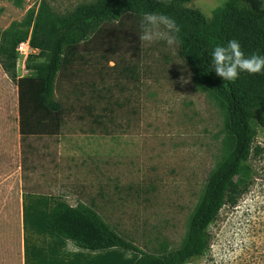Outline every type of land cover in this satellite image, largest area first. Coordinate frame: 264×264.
<instances>
[{
    "label": "rangeland",
    "instance_id": "1",
    "mask_svg": "<svg viewBox=\"0 0 264 264\" xmlns=\"http://www.w3.org/2000/svg\"><path fill=\"white\" fill-rule=\"evenodd\" d=\"M225 1L194 0L186 6L211 19ZM93 2L96 0H0V31L12 22L26 25L33 21L42 3L53 16L63 17ZM130 21L125 27L127 44L141 46L135 22ZM141 48L136 82L111 74L122 80L126 95H116L125 106L122 110L114 107V114L119 115L109 128L113 135L135 136L138 152L108 157L100 165L83 161L77 169L58 160V137L14 140L17 87L0 62V264H132L138 258L113 248L82 253L79 261L70 249L63 250L53 240L21 235L29 227L23 228L20 191L65 196L77 182L92 189L86 198H95L100 187L108 189V199L96 203L98 213L144 252H173L184 244L206 181L226 153L222 144L224 109L211 93L196 85L177 45L157 41ZM58 84V99L74 98L68 83L62 79ZM254 126L257 136L249 158L253 176L248 187L237 204L225 205L210 225L207 253L188 264H264V129ZM63 128L68 134L85 130L74 117ZM60 172L66 175L60 176ZM53 188L60 192H51Z\"/></svg>",
    "mask_w": 264,
    "mask_h": 264
},
{
    "label": "trees",
    "instance_id": "2",
    "mask_svg": "<svg viewBox=\"0 0 264 264\" xmlns=\"http://www.w3.org/2000/svg\"><path fill=\"white\" fill-rule=\"evenodd\" d=\"M192 1L96 0L63 17L53 16L42 3L33 21L12 22L0 31V62L17 87L22 137L57 135L73 117L84 126L82 133L113 135L109 128L119 115L114 114V107L122 110L125 106L116 95L126 93L122 80L111 74L137 81L142 48L127 44L125 27L134 20L139 35L146 12L164 13L176 21L180 59L192 69L196 85L211 93L224 109L226 153L206 181L181 248L146 253L119 236L93 208L81 203L71 207L50 195L46 227L76 248L122 249L138 255L132 264H188L207 253L210 225L225 205L235 206L248 187L253 176L249 158L257 136L254 125L264 129V74L242 72L236 81L224 82L212 70L211 51L236 39L246 56H264V0H226L211 19L186 6ZM26 39L39 50L40 62L36 75L17 79L15 48ZM62 79L73 93V99L65 98L68 102L55 95Z\"/></svg>",
    "mask_w": 264,
    "mask_h": 264
},
{
    "label": "crops",
    "instance_id": "3",
    "mask_svg": "<svg viewBox=\"0 0 264 264\" xmlns=\"http://www.w3.org/2000/svg\"><path fill=\"white\" fill-rule=\"evenodd\" d=\"M68 124L63 125L60 128L59 134L57 135H50V136L49 135H35L34 137L35 138L37 137V139L41 137H45V138L58 137V140H59V143L57 146V150L59 153V156L57 157L58 160L60 162L66 163L68 166L73 167L75 169L80 168L82 164H84L83 161L87 163H90L91 161H93L96 164L100 165V162H105V160L108 157L133 156L135 155V153L138 152L140 148L139 144L135 145V136L102 135L98 133L96 134L82 133L81 134V132L68 134L62 131L64 129L63 127L67 126ZM15 129L16 130L14 131V138H15L14 140L20 141L21 138L23 139V137L21 136L19 132L18 122L15 125ZM18 147H19V144H18ZM19 171H22V169L19 168ZM59 174H61L60 176L66 175L65 173H61V172ZM20 177H21V174H20ZM50 191L60 192L59 188L58 190L56 188H53ZM126 191H128V189H126ZM91 192H92V189L90 188V186H87L86 184L82 182L80 183L77 182V184L73 186V191H71V189H68V191H65V196H62V195L55 196L52 193H46V192L35 193V192L23 191V190L20 191V195H19L20 200H19L18 206L21 210V220H22V223L25 221V224H26V225L23 224V228L25 226L29 227L27 228L29 229V231L24 232L21 235L22 236H38L39 238H42V239L53 240L56 245L62 246L63 250L68 251L70 249L71 252L70 250L68 252H70V254H72V256L75 259L82 261L81 259L83 258L82 253L92 252V251H87V250L76 248L69 241L62 239L58 235L49 231L46 227V220H47L48 209L50 206L49 197L50 195H52L54 197H59L61 200H64L65 203L71 207H75L78 203H81L85 206H89L93 208L97 212V214L102 218V220L107 225H109V223L103 218V216H101L98 213L96 209V203L98 201L108 199L107 198L108 189L106 187L98 188L95 191L96 192L95 198H91V197L86 198L84 196V195L90 194ZM65 198L68 201L65 200ZM117 198H118V201L121 202V199L118 196ZM127 198H129L128 194L125 197H123L124 202H126ZM118 235L121 236L120 234ZM102 251H106V250H102ZM102 251H95V252H102Z\"/></svg>",
    "mask_w": 264,
    "mask_h": 264
},
{
    "label": "clouds",
    "instance_id": "4",
    "mask_svg": "<svg viewBox=\"0 0 264 264\" xmlns=\"http://www.w3.org/2000/svg\"><path fill=\"white\" fill-rule=\"evenodd\" d=\"M160 2L167 4L170 0H160ZM179 32L180 28L176 21L169 15L146 12L140 21L138 37L141 46L164 41L171 47L181 42ZM211 64L212 70L224 82L236 81L242 72L250 75L264 74V56L257 53L246 56L236 39L229 40L226 45H216L211 51ZM181 79L183 81V77Z\"/></svg>",
    "mask_w": 264,
    "mask_h": 264
},
{
    "label": "built area",
    "instance_id": "5",
    "mask_svg": "<svg viewBox=\"0 0 264 264\" xmlns=\"http://www.w3.org/2000/svg\"><path fill=\"white\" fill-rule=\"evenodd\" d=\"M15 73L17 79L36 75L40 62L39 50L31 46L29 39L21 41L15 48Z\"/></svg>",
    "mask_w": 264,
    "mask_h": 264
}]
</instances>
